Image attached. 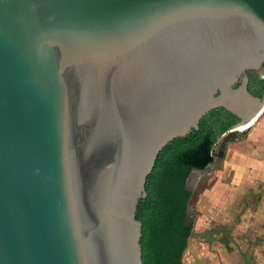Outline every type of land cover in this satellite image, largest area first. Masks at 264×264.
Instances as JSON below:
<instances>
[{"label": "water", "instance_id": "obj_1", "mask_svg": "<svg viewBox=\"0 0 264 264\" xmlns=\"http://www.w3.org/2000/svg\"><path fill=\"white\" fill-rule=\"evenodd\" d=\"M263 65L264 0H0V264H143L158 154Z\"/></svg>", "mask_w": 264, "mask_h": 264}, {"label": "rangeland", "instance_id": "obj_2", "mask_svg": "<svg viewBox=\"0 0 264 264\" xmlns=\"http://www.w3.org/2000/svg\"><path fill=\"white\" fill-rule=\"evenodd\" d=\"M228 136L235 140L226 144L224 157H214L211 164L188 179L192 191L188 219L193 228L182 264H264L261 259L255 260L263 254L260 247L258 250L253 244H244L247 249H242L229 236L240 221L241 212L256 206L258 195L263 192L253 190L258 187L253 177L264 175V170H257L261 164L255 163L256 158L264 157V111L247 130L228 131L218 141L221 143ZM220 146L214 152H219Z\"/></svg>", "mask_w": 264, "mask_h": 264}, {"label": "trees", "instance_id": "obj_3", "mask_svg": "<svg viewBox=\"0 0 264 264\" xmlns=\"http://www.w3.org/2000/svg\"><path fill=\"white\" fill-rule=\"evenodd\" d=\"M226 129L227 124L220 129L208 128L204 117L198 130L174 139L158 154L142 203L143 264H182L193 226L187 216L192 194L187 179L193 169L202 170L214 157L224 156L226 144L235 140L228 136L218 141ZM218 144L220 151L214 152Z\"/></svg>", "mask_w": 264, "mask_h": 264}, {"label": "crops", "instance_id": "obj_4", "mask_svg": "<svg viewBox=\"0 0 264 264\" xmlns=\"http://www.w3.org/2000/svg\"><path fill=\"white\" fill-rule=\"evenodd\" d=\"M251 148L254 149V147ZM262 160L264 161V157L263 158L261 157L260 159L256 158L255 163L258 165L261 164V166H257L258 167L257 170L259 172H262L264 170L262 168L264 163H260ZM263 176L264 175H256V177H253V179L257 180L258 183V187L253 188V190H256V193L263 191L261 192V194L258 195V197L260 198L257 199V205L251 206L249 207V209L243 210V212H241V214L239 215L240 221L236 223L234 229L230 231V234L229 233L228 234L230 238L234 240L235 243L240 244L242 249L248 247L251 244L255 245L256 249L258 250L260 247L261 248L260 253L263 252V254H261L262 256L261 255L256 256V259L255 258L254 259L255 260L261 259L264 262V249H262V246H264V178ZM242 187L244 188L245 186ZM187 216H188V212H187ZM244 244L245 246L246 245L247 246L245 247Z\"/></svg>", "mask_w": 264, "mask_h": 264}, {"label": "flooded vegetation", "instance_id": "obj_5", "mask_svg": "<svg viewBox=\"0 0 264 264\" xmlns=\"http://www.w3.org/2000/svg\"><path fill=\"white\" fill-rule=\"evenodd\" d=\"M264 65L260 69H250L247 71V90L255 97L262 98L264 96ZM205 116L206 124L208 128L220 129L227 124V129L222 134L233 130L232 127L236 125L240 120L233 116L225 109L219 108L213 110ZM248 127V126H244ZM188 188V187H187Z\"/></svg>", "mask_w": 264, "mask_h": 264}, {"label": "bare ground", "instance_id": "obj_6", "mask_svg": "<svg viewBox=\"0 0 264 264\" xmlns=\"http://www.w3.org/2000/svg\"><path fill=\"white\" fill-rule=\"evenodd\" d=\"M248 110H249V106L246 107V111H248ZM240 128H241V130H245L247 127L241 126V127L238 128V130H239Z\"/></svg>", "mask_w": 264, "mask_h": 264}]
</instances>
